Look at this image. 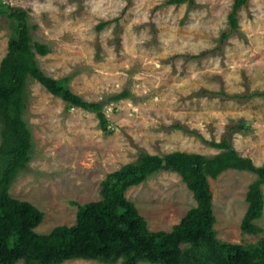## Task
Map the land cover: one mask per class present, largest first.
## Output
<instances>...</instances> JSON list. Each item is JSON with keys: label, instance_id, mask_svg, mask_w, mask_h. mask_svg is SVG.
Masks as SVG:
<instances>
[{"label": "rangeland", "instance_id": "obj_1", "mask_svg": "<svg viewBox=\"0 0 264 264\" xmlns=\"http://www.w3.org/2000/svg\"><path fill=\"white\" fill-rule=\"evenodd\" d=\"M165 1L3 0L25 9L29 25H36L33 39L48 45V53L36 54L45 74L71 75V91L85 100L108 99L103 112L111 133L105 134L94 113L67 109L61 98L29 80L23 117L32 132L33 154L9 193L44 213L35 228L39 233L72 225V201L99 200L105 175L134 161L139 150L214 156L221 150L204 141L226 138L240 156L264 164V96L245 101L230 97L264 92V0L246 1L237 12V31L221 44L234 0H194L195 6ZM10 32L9 20L0 16V60ZM204 51L201 57H189ZM123 90L129 95L110 99ZM241 119L248 129L228 132ZM254 178L250 172L227 169L208 179L219 239L243 244L264 236V207L255 221L261 233L245 234L239 227ZM262 192L264 201V185ZM125 195L152 231L170 230L196 205L180 175L170 171L129 187ZM62 264L102 263L73 259Z\"/></svg>", "mask_w": 264, "mask_h": 264}, {"label": "trees", "instance_id": "obj_2", "mask_svg": "<svg viewBox=\"0 0 264 264\" xmlns=\"http://www.w3.org/2000/svg\"><path fill=\"white\" fill-rule=\"evenodd\" d=\"M246 1H233L227 15L229 29L220 34V44L237 31V12ZM184 2L195 6L194 0H166L164 3ZM0 16L9 20L11 30L6 53L0 60V264H62L73 259L96 260L102 264H264V236L243 244L216 236L208 179L217 178L227 169L255 175L248 185L247 206L239 227L242 233L250 235L263 231L255 221L262 216L264 207V164L255 165L249 157L240 156L226 138L219 142L204 141L221 150L214 156L180 151L158 155L139 150L134 161L105 175L100 183L99 200L82 204L72 201L76 206L72 225H57L47 234L35 230L44 213L31 202L9 193L14 178L27 170L33 154L32 132L23 117L28 107L25 93L29 80L61 98L67 109L78 107L94 113L98 127L105 134L111 133L103 112L108 99L85 100L71 91V75L53 78L41 70L36 54L45 55L50 49L47 44L33 39L31 30L36 25H29L25 9L8 6L0 0ZM108 23H99L97 29ZM205 54L207 51L189 57ZM128 95L129 91L123 90L110 99L119 100ZM254 96H264V92L230 97L245 101ZM172 127L185 129L180 124ZM247 129L248 124L242 119L228 126L230 133ZM160 171L180 175L196 201L168 231L150 230L145 218L125 195L129 187Z\"/></svg>", "mask_w": 264, "mask_h": 264}, {"label": "clouds", "instance_id": "obj_3", "mask_svg": "<svg viewBox=\"0 0 264 264\" xmlns=\"http://www.w3.org/2000/svg\"><path fill=\"white\" fill-rule=\"evenodd\" d=\"M39 84V83H38Z\"/></svg>", "mask_w": 264, "mask_h": 264}]
</instances>
